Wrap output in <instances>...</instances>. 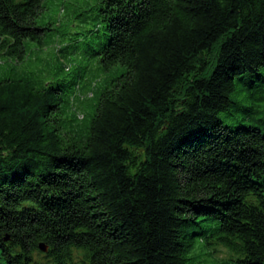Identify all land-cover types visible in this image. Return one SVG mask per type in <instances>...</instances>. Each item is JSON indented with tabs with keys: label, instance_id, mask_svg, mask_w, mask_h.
Here are the masks:
<instances>
[{
	"label": "trees",
	"instance_id": "1",
	"mask_svg": "<svg viewBox=\"0 0 264 264\" xmlns=\"http://www.w3.org/2000/svg\"><path fill=\"white\" fill-rule=\"evenodd\" d=\"M44 2L0 0L14 67L68 37L39 25ZM75 18L104 40L59 47L57 73L92 56L115 76L87 123L75 82L0 78V264H264V0H99Z\"/></svg>",
	"mask_w": 264,
	"mask_h": 264
},
{
	"label": "rangeland",
	"instance_id": "2",
	"mask_svg": "<svg viewBox=\"0 0 264 264\" xmlns=\"http://www.w3.org/2000/svg\"><path fill=\"white\" fill-rule=\"evenodd\" d=\"M44 1L45 10L39 19V25L45 26L55 23L58 37H63L62 34H67V39L60 41L58 38H55L52 42H48V46L44 49L39 44L29 41L27 43V48L30 54H32L30 59L24 64L15 67L11 62H7L5 58L0 57V78L11 76L14 73H23L28 70L40 74L39 76L43 77L45 81L60 77L62 79L61 81L66 79L69 84L75 82L78 84V86L75 87L76 93L68 92L67 96L70 97L74 93L75 100L77 101L76 103L78 104L79 101H82L80 105L82 107L81 112L86 116L83 122L87 123L94 113V105L97 102V96L99 94L98 91L104 86L107 77L110 78V76H115L114 70H116V68L103 73L95 57L86 56L84 59L82 57L80 60L75 59L74 68L78 71L72 70L69 75L65 72L57 73L58 66L63 63L62 61L59 62L57 49L61 46L67 47L72 45L77 47V49L73 50L69 48L68 50H70V53L75 56H82L84 51H90V47H93L98 41L104 40V32L101 30L97 33L95 31L97 28L95 24L89 27V31L92 30L93 32V34H89V32H85L84 28L81 29L77 26L81 18H75L79 13H82L99 0ZM86 15H88V13ZM83 32L88 36L87 39ZM63 50L65 49L63 48ZM93 92L94 94L92 95ZM72 113L74 114V112ZM219 256L222 257L223 254L221 253Z\"/></svg>",
	"mask_w": 264,
	"mask_h": 264
},
{
	"label": "water",
	"instance_id": "3",
	"mask_svg": "<svg viewBox=\"0 0 264 264\" xmlns=\"http://www.w3.org/2000/svg\"><path fill=\"white\" fill-rule=\"evenodd\" d=\"M39 249L44 252L47 253L49 250V247L47 245H45L44 243L40 244Z\"/></svg>",
	"mask_w": 264,
	"mask_h": 264
}]
</instances>
